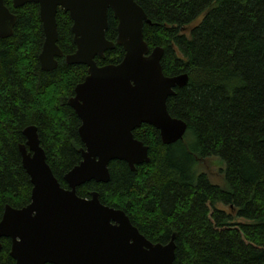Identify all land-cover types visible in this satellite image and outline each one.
<instances>
[{
    "label": "trees",
    "instance_id": "trees-1",
    "mask_svg": "<svg viewBox=\"0 0 264 264\" xmlns=\"http://www.w3.org/2000/svg\"><path fill=\"white\" fill-rule=\"evenodd\" d=\"M136 1L151 20L144 25L150 49L164 48V73L189 75L167 100L187 132L165 144L157 128L143 123L133 133L149 146L150 161L132 170L113 160L107 183L91 180L77 193L98 191L104 204L126 211L154 242L166 243L175 233L174 264H264V0ZM5 3L17 21L13 34L0 38V220L7 204L22 208L31 201L32 182L19 151L29 125L38 126L47 161L68 187L64 176L80 163L84 146L81 119L69 99L88 74L86 65L65 60L76 51L68 12H57L64 56L45 71L39 5ZM117 26L110 10L108 39L116 40ZM124 53L116 44L96 61L119 63ZM212 156L226 162L228 189L198 171ZM219 202L247 221L234 220ZM1 242L0 264H16L11 239Z\"/></svg>",
    "mask_w": 264,
    "mask_h": 264
},
{
    "label": "water",
    "instance_id": "water-1",
    "mask_svg": "<svg viewBox=\"0 0 264 264\" xmlns=\"http://www.w3.org/2000/svg\"><path fill=\"white\" fill-rule=\"evenodd\" d=\"M27 3L39 5L45 34L39 61L45 71L56 69L64 56L58 44V8L73 20L76 51L65 60L88 67L69 99L81 119L78 132L84 146L82 160L64 176V187L47 161L38 126L24 129L26 142L19 144V151L32 182L31 201L22 208L5 206L0 250L6 237L16 264H174L175 233L166 243L154 242L126 211L104 204L98 191L83 197L77 188L91 180L107 183L113 160H124L132 170L149 162V146L133 133L143 123L157 128L165 144L184 137L188 124L171 115L167 100L176 87L187 85L188 73H164V48L150 49L144 25L151 20L136 0H13L14 7ZM110 10L118 19L116 40L106 36ZM16 21L0 0V38L13 34ZM116 44L123 47V59L99 65L96 57L105 58Z\"/></svg>",
    "mask_w": 264,
    "mask_h": 264
},
{
    "label": "rangeland",
    "instance_id": "rangeland-1",
    "mask_svg": "<svg viewBox=\"0 0 264 264\" xmlns=\"http://www.w3.org/2000/svg\"><path fill=\"white\" fill-rule=\"evenodd\" d=\"M201 19V18H199ZM198 19V21H199ZM177 151V150H176ZM199 172H205L208 174L212 183L220 185L221 187L228 189L229 183L226 179V162L219 156H212L205 161H203V165H198ZM218 207L226 209L233 215V219L237 221H247V219L238 215L237 210L232 211L228 205H224L222 202L218 203Z\"/></svg>",
    "mask_w": 264,
    "mask_h": 264
}]
</instances>
